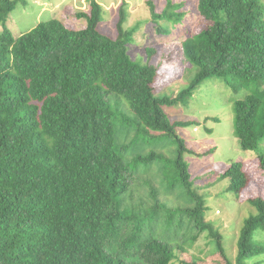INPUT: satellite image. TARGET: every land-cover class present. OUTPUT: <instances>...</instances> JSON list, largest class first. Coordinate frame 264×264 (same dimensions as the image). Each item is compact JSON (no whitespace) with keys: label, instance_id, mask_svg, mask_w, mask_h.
I'll return each mask as SVG.
<instances>
[{"label":"trees","instance_id":"1","mask_svg":"<svg viewBox=\"0 0 264 264\" xmlns=\"http://www.w3.org/2000/svg\"><path fill=\"white\" fill-rule=\"evenodd\" d=\"M88 1L78 13L83 29L51 18L14 35L7 21L26 1L0 0V264H171L173 243L202 235L224 264H264L254 261L264 255L263 198L248 199L256 213L243 223L234 261L207 221L204 190L228 178L226 192L239 197L244 162L195 175L193 157L215 149H191L179 130L197 123L165 110L189 106L209 79L236 96L248 89L233 99L234 132L264 172V0H198L195 33L185 2L159 11L150 1L151 19L132 28L123 3L117 37L100 31L104 7ZM144 24L160 37L182 30L181 53L148 35L138 45ZM162 66L173 72L165 83L192 78L177 94L161 93Z\"/></svg>","mask_w":264,"mask_h":264},{"label":"rangeland","instance_id":"2","mask_svg":"<svg viewBox=\"0 0 264 264\" xmlns=\"http://www.w3.org/2000/svg\"><path fill=\"white\" fill-rule=\"evenodd\" d=\"M26 4L19 3L17 8L11 13L8 19V25L14 35L32 30L39 22L56 18L61 20L66 27L70 29H83L86 27V21L78 17L80 12H88L90 9L88 0H25ZM104 7L103 21L100 25V31L111 36L117 37L116 25L120 16V9L123 3H126L124 9L127 13L125 26L132 28L140 21L151 19L150 1H153L158 10L161 11L167 6L168 0H98ZM176 1V2H175ZM186 3L187 11L194 9L193 18L189 23L192 33L198 31L202 26V19L196 13L198 0H174ZM173 10V9H171ZM170 26V25H169ZM173 30V29H172ZM182 30L174 29L173 35L160 37L154 26L144 24L142 30L135 35L138 45L146 44L147 37L151 36L153 40L157 39L162 43L165 49H174L180 54L183 37ZM148 35V36H147ZM159 46V45H155ZM162 51V47L159 50ZM135 55H146L144 50L134 51ZM160 56V55H159ZM163 57H156L155 61H162ZM163 65V64H162ZM158 79V91L161 93L177 94L179 90L188 84L189 78H179L171 83H165L173 72L171 69L164 70ZM195 73V69L192 70ZM191 74V73H190ZM199 90L196 91L189 106L165 107L166 112L170 113L173 121L182 120L197 123L187 128L179 130V135L189 142L191 149L197 150L201 154L209 149H215L209 157H193L192 168L194 174L204 176L219 167L225 168V163L233 161H243L244 171L247 175L245 189L238 196L234 193H227L230 180L224 179L204 190L208 196L211 212L207 215V221L213 222L224 237V243L227 249L228 257L235 260L237 256V237L245 219L256 211L248 204V199H264V172L260 168L257 155L253 151H243L235 137L233 119H234V101L242 95L249 92L248 89H242L239 95L230 88L225 81L215 78L203 82ZM208 116L217 117L216 123L207 121ZM210 130L212 132H210ZM264 148V145L263 147ZM216 169V170H217ZM216 180L215 178L203 181L202 185L209 184ZM215 182V181H214ZM259 242H264V236L258 238ZM172 248L177 260L171 264L190 263L193 257L199 259V264H224L225 259L219 253L211 254L212 247L209 245L205 236L202 235L198 240L190 245L173 243ZM254 261H264V255Z\"/></svg>","mask_w":264,"mask_h":264}]
</instances>
